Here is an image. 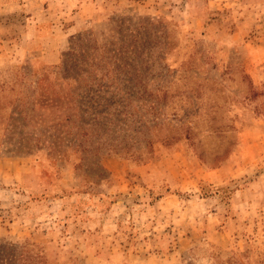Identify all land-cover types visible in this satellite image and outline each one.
I'll list each match as a JSON object with an SVG mask.
<instances>
[{"label": "rangeland", "instance_id": "obj_1", "mask_svg": "<svg viewBox=\"0 0 264 264\" xmlns=\"http://www.w3.org/2000/svg\"><path fill=\"white\" fill-rule=\"evenodd\" d=\"M0 264H264V0H0Z\"/></svg>", "mask_w": 264, "mask_h": 264}]
</instances>
